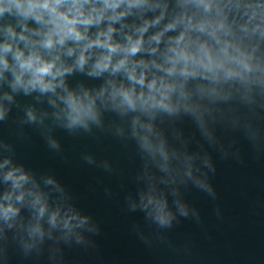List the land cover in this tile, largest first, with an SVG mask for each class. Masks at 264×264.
Returning a JSON list of instances; mask_svg holds the SVG:
<instances>
[{
	"label": "water",
	"instance_id": "95a60500",
	"mask_svg": "<svg viewBox=\"0 0 264 264\" xmlns=\"http://www.w3.org/2000/svg\"><path fill=\"white\" fill-rule=\"evenodd\" d=\"M149 2L168 8L164 19L143 34L144 49L131 58L149 64L137 69L138 74L147 72V81L166 75L151 62L163 63L170 38L179 36L185 25L165 32L159 44L151 37L178 16L192 18L193 23L224 21L226 28L219 35L250 54L253 71L243 79H224L222 71L218 80L189 78L188 98L180 100L174 93L172 101H179V107L171 113L122 112L111 102L98 100L99 122L90 121L87 128L66 127V121L57 118L63 104L50 103L53 93L14 91L13 75L6 72L0 81V107L5 109L0 119V164L10 159L8 169L22 167L28 172L31 180L24 188L43 193L49 211L38 221L43 236L34 237L30 229L37 217L31 196L4 201L12 182L4 180L6 169L0 168V203L14 202L20 209L12 220L0 217V264H264V0H210L212 7L207 11L191 0ZM164 11L163 7L133 9L115 22L113 42L127 43L129 34L138 38L136 30ZM10 23L16 25L10 15L0 18V44L8 39L3 29ZM27 23L29 29L41 27L35 20ZM108 23L93 25L89 34L94 37ZM257 25L262 27L254 31ZM22 30L16 27L17 32ZM189 35L220 47L207 32L192 30ZM17 46L26 48L24 41ZM90 51L97 55L84 69L64 77L69 89L95 94L115 81L127 88L135 86L137 93L147 92L146 86L134 85L123 70L89 75L104 50ZM121 56L118 53L114 60ZM8 59L14 63L12 53ZM63 59L71 65L75 56ZM228 67L238 65L230 62ZM5 93L12 99H5ZM29 111L35 114L34 121L28 119ZM137 119L139 124H134ZM141 124L152 125L154 144L164 143L169 154L167 170H162L159 154L152 156L141 147L134 134L144 133ZM49 179L54 183L48 184ZM197 181L206 182L213 191L204 190ZM152 186L166 197L175 216L170 227L159 226L140 205L141 194ZM177 202L186 205L187 216L180 215ZM56 209L61 216L71 209L88 217L87 224L67 235L62 226L49 223Z\"/></svg>",
	"mask_w": 264,
	"mask_h": 264
},
{
	"label": "clouds",
	"instance_id": "9594fccd",
	"mask_svg": "<svg viewBox=\"0 0 264 264\" xmlns=\"http://www.w3.org/2000/svg\"><path fill=\"white\" fill-rule=\"evenodd\" d=\"M191 2L203 6L205 11L212 7L210 0ZM145 7H163L165 11L155 20L146 21L138 28L136 30L140 33L138 38L129 34L126 37L127 43L113 42V35L117 31L114 27L115 22L128 16L133 9ZM167 8V4H150L149 0H0V18L7 14L16 20V25L10 23L3 29L8 39L0 44V81H3L5 73L10 71L13 75L11 87L14 91L23 89L26 94L37 90L41 94L53 93L54 98L50 103L63 104L57 118H63L68 128H87L90 121L99 122L98 100H103L106 105L111 102L112 107L122 112L140 109L148 114H153L154 110L171 113L179 107V101L175 104L172 101L174 93H178L180 100L188 98L189 93L185 90V85L189 78L218 80L222 71L224 79L237 76L243 79L245 73L253 71L250 54L241 52L238 47L234 48L231 41L223 40L219 35L220 30L226 28L224 21L217 24L206 20L193 23L192 18L178 16L162 31L151 37L152 41L159 44L165 32L175 29L180 24L185 25L179 36L170 38L169 46L162 54L163 63L155 60L151 62L152 66L162 70L166 75L154 76L151 81H147V72L138 74L137 69L141 66L146 69L149 64L143 60L133 61L131 58L144 49L143 34L150 26L159 24L164 19ZM256 15L257 13L253 12V17ZM29 20H35L41 27L29 29L27 23ZM105 21L109 22L106 28H101L94 37L89 34V29L93 25L99 26ZM17 26H22L23 30L17 32ZM244 27L247 29V25ZM261 27L257 25L254 31L260 30ZM192 30L207 32L220 47L214 48L208 41H201L199 38L192 39L189 35ZM34 36L40 38L33 39ZM19 41H24L26 48L18 47ZM70 41L73 42L72 46L65 47ZM96 48L104 51L95 59L89 75L100 76L109 70L112 73L123 70L134 85L146 86L147 92L137 93L135 86L127 88L122 84L117 85L115 81H109L108 85L95 94L91 90L77 92L69 89L64 77L76 69L83 70L90 59L97 55L90 51ZM150 51L155 53L157 48H151ZM9 53H12L14 63H10ZM118 53L122 54L121 58L114 60ZM65 55L75 56L74 63L68 65L63 59ZM230 62L237 64L238 68L228 67ZM173 76L183 79L170 81L168 77ZM57 89L62 91L57 93ZM5 99L11 100L12 97L5 93ZM27 115L30 121L36 119L32 111ZM4 116L5 109L0 107V119ZM134 124H139V120L134 121ZM140 127L145 129L144 133L134 134L139 136L141 147L152 156L159 154L163 161L161 168L167 170L169 154L164 143L161 142L159 145L153 143L151 124H141ZM56 146L53 141L52 147ZM10 163V159H5L3 164H0V168L6 169L4 180L12 182V191L5 193L4 201H23L26 196H31V206L36 211L37 223L31 226L30 232L34 237L37 235L42 237L44 233L38 221L49 211L46 198L35 188L25 189L24 186L31 180V176L22 167L14 166L8 169ZM47 183L53 184L54 181L49 179ZM197 183L204 190L210 193L213 191L206 182ZM140 205L159 226L172 225L175 216L168 207L166 197L162 193H157L154 186L141 194ZM177 205L180 215L187 216L186 205L180 202H177ZM132 207L135 209L137 205L133 204ZM19 212L20 209L14 202L0 203V217L5 221L12 220ZM87 221L88 217H80L79 213L71 209L63 216L61 210L56 209L49 217V223L53 227L62 226L67 230V235L73 234L77 228L84 227ZM77 239L83 238L77 236Z\"/></svg>",
	"mask_w": 264,
	"mask_h": 264
}]
</instances>
